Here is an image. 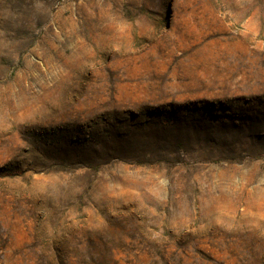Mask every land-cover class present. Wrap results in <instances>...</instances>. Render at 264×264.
I'll list each match as a JSON object with an SVG mask.
<instances>
[{
  "label": "rangeland",
  "instance_id": "obj_1",
  "mask_svg": "<svg viewBox=\"0 0 264 264\" xmlns=\"http://www.w3.org/2000/svg\"><path fill=\"white\" fill-rule=\"evenodd\" d=\"M0 264H264V0H0Z\"/></svg>",
  "mask_w": 264,
  "mask_h": 264
}]
</instances>
